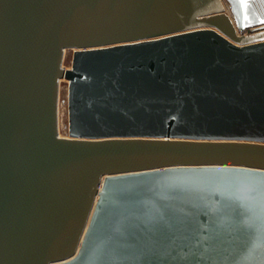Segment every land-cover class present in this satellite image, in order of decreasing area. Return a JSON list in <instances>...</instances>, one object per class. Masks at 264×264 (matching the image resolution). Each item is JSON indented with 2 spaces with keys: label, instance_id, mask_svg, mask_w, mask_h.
Instances as JSON below:
<instances>
[{
  "label": "water",
  "instance_id": "obj_1",
  "mask_svg": "<svg viewBox=\"0 0 264 264\" xmlns=\"http://www.w3.org/2000/svg\"><path fill=\"white\" fill-rule=\"evenodd\" d=\"M261 21L264 0H0V264H264Z\"/></svg>",
  "mask_w": 264,
  "mask_h": 264
},
{
  "label": "rangeland",
  "instance_id": "obj_2",
  "mask_svg": "<svg viewBox=\"0 0 264 264\" xmlns=\"http://www.w3.org/2000/svg\"><path fill=\"white\" fill-rule=\"evenodd\" d=\"M71 58H72V51L71 50H68L66 52V55L64 57V60H63V64L65 67L69 68L70 67V64H71ZM63 80V79H62ZM61 88H62V99H60V111H59V114H60V132L62 133L63 136H66L67 135V111H66V106H65V82L66 81H61Z\"/></svg>",
  "mask_w": 264,
  "mask_h": 264
},
{
  "label": "bare ground",
  "instance_id": "obj_3",
  "mask_svg": "<svg viewBox=\"0 0 264 264\" xmlns=\"http://www.w3.org/2000/svg\"><path fill=\"white\" fill-rule=\"evenodd\" d=\"M65 55H66V52L64 53V57H65ZM65 68L69 69L67 67H65ZM63 80H61V81H63ZM61 81H60V85H59V98H58V130H59V136L63 137L62 133L60 132V114H59V111H60L59 110L60 109V102L59 101H60V99H62L61 98L62 97V92H61L62 91V88H61V83L62 82ZM64 81H66V80H64ZM67 90H68V81L65 82V91H64V93H65V97L64 98H65L66 111H67ZM66 137H67V135H66Z\"/></svg>",
  "mask_w": 264,
  "mask_h": 264
},
{
  "label": "snow or ice",
  "instance_id": "obj_4",
  "mask_svg": "<svg viewBox=\"0 0 264 264\" xmlns=\"http://www.w3.org/2000/svg\"><path fill=\"white\" fill-rule=\"evenodd\" d=\"M262 23H264V21H261Z\"/></svg>",
  "mask_w": 264,
  "mask_h": 264
}]
</instances>
